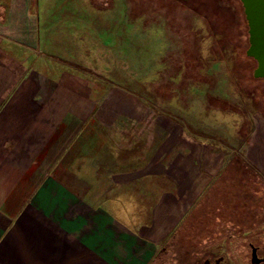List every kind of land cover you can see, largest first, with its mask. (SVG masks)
Wrapping results in <instances>:
<instances>
[{"label": "rangeland", "instance_id": "374dc122", "mask_svg": "<svg viewBox=\"0 0 264 264\" xmlns=\"http://www.w3.org/2000/svg\"><path fill=\"white\" fill-rule=\"evenodd\" d=\"M30 1L5 0L24 21ZM34 10L41 33L31 69L43 68L94 103L85 133L108 140L94 161L99 177L105 174L101 199L120 196L131 205L133 227L144 235L154 216L155 235H166L154 264H183L204 250L248 264L250 254L236 249L241 241L229 247L228 238L205 236L187 252L175 233L192 213L211 222L225 207L232 218L223 235L264 234V201L247 214L231 205L243 197L236 171L246 170L247 184L264 185V78L252 79L248 25L237 0H37ZM39 58L44 66L33 63ZM137 170L146 173L135 176ZM162 190L189 201L171 230Z\"/></svg>", "mask_w": 264, "mask_h": 264}, {"label": "crops", "instance_id": "0c3cea01", "mask_svg": "<svg viewBox=\"0 0 264 264\" xmlns=\"http://www.w3.org/2000/svg\"><path fill=\"white\" fill-rule=\"evenodd\" d=\"M28 4L24 21L0 0V264H149L166 235H155L152 214L145 235L137 231V217L120 196L101 199L105 174L99 177L94 161L108 140L85 133L94 115L89 96L73 94L41 67L31 69L41 29L37 0ZM171 192L162 195L170 204L169 230L189 204Z\"/></svg>", "mask_w": 264, "mask_h": 264}, {"label": "trees", "instance_id": "16d2710c", "mask_svg": "<svg viewBox=\"0 0 264 264\" xmlns=\"http://www.w3.org/2000/svg\"><path fill=\"white\" fill-rule=\"evenodd\" d=\"M237 2L240 5V8L242 10L243 13V17L246 21L245 18V14H244V9H243V5L241 3L240 0H237ZM245 56L247 59L252 60L255 63V67L257 65L256 61L254 58L248 56L246 54V50H245ZM254 67V68H255ZM252 79L253 80H259L261 78H256L254 77L253 73H252ZM245 172V173H244ZM245 174V175H244ZM232 178L235 177V189L239 190V192L241 193V195L243 197H240L239 199H237L236 201H234L233 204H231L232 208L237 209L238 211L240 210V212L247 214L250 211H255V210H260L262 206V203L264 201V185L260 184L262 183L261 181H253L250 184H247L244 180V176H247L246 174V170H243V172H240L239 170L236 171V173L232 174ZM243 177V180H241V178ZM245 182V184H244ZM229 192V191H228ZM231 192V191H230ZM245 195H249L246 197L245 199ZM248 201V203L250 204L249 206H244V203L246 204V202ZM242 203V207L239 206ZM247 203V204H248ZM244 206V207H243ZM219 209V208H218ZM229 210V207H228ZM225 211L226 213H228V211L225 209V207H221L217 212L218 214L214 216H216L215 220H212L211 222H209L210 220L206 219L207 215L205 214H196V213H192L189 218L187 219L188 223H185L184 225H187L185 228H181L179 227V229L176 230L175 233L179 234L180 239V245L184 246V245H189L188 249H192V248H196L197 244L199 242H202L205 239V236L207 235H213L216 233H222L221 232V227H223L224 223H228V219L232 218L229 216H225ZM224 222V223H223ZM203 235V238H201L200 236ZM202 240V241H201ZM186 247V246H184ZM161 255H159L157 252L155 254V256L153 257V259L150 261L149 264H154L156 259H159Z\"/></svg>", "mask_w": 264, "mask_h": 264}, {"label": "flooded vegetation", "instance_id": "af4514ba", "mask_svg": "<svg viewBox=\"0 0 264 264\" xmlns=\"http://www.w3.org/2000/svg\"><path fill=\"white\" fill-rule=\"evenodd\" d=\"M208 239H219L221 237L228 238V245L232 246L233 241H241L236 243L238 251H246L249 253V257L247 259L248 264H264V244H262L260 241L264 242V234L263 233H257V234H227L223 235L222 233H216L213 235H207ZM242 246V248H241ZM240 247V249H238ZM242 249V250H241ZM187 252H190V250L187 248ZM192 252V251H191ZM200 254V255H199ZM198 256H195V258L191 255L186 256L184 259H182L183 264H228L229 257L226 254H216L215 250L209 251L204 250L203 252H200ZM195 255V254H194ZM256 255V256H255ZM232 264H238L237 261H233Z\"/></svg>", "mask_w": 264, "mask_h": 264}, {"label": "water", "instance_id": "95a60500", "mask_svg": "<svg viewBox=\"0 0 264 264\" xmlns=\"http://www.w3.org/2000/svg\"><path fill=\"white\" fill-rule=\"evenodd\" d=\"M240 1L248 25L249 46L246 54L257 63L253 70L254 77L264 78V0Z\"/></svg>", "mask_w": 264, "mask_h": 264}]
</instances>
